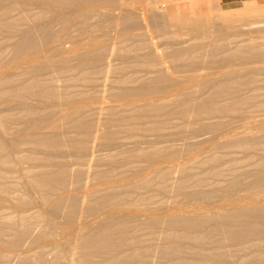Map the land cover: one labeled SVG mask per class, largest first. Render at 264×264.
<instances>
[{
    "label": "bare ground",
    "instance_id": "obj_1",
    "mask_svg": "<svg viewBox=\"0 0 264 264\" xmlns=\"http://www.w3.org/2000/svg\"><path fill=\"white\" fill-rule=\"evenodd\" d=\"M141 1L0 0V264H264V4Z\"/></svg>",
    "mask_w": 264,
    "mask_h": 264
},
{
    "label": "rangeland",
    "instance_id": "obj_2",
    "mask_svg": "<svg viewBox=\"0 0 264 264\" xmlns=\"http://www.w3.org/2000/svg\"><path fill=\"white\" fill-rule=\"evenodd\" d=\"M145 1H146V3L147 2L149 3L150 0H143V2L141 1L142 5L140 2V4L137 3L139 6L137 4H135V6L137 5L138 7L142 8L145 6V3H144ZM242 1L243 0H219V5L222 9H230V8L242 6V3H243ZM255 1L258 4H262V3L264 4V0H255ZM151 5L154 6V8L156 9L157 12H163L166 10L167 11L168 10H171V11L177 10L180 13V15H183L186 13H188L190 15H194L196 13H203V14L207 13L206 12L207 9L205 7V0H181L178 2L176 0H154V2L151 3ZM249 20L255 21V23L251 24L249 26H245V27L242 26V28H244V31L247 32V34H249L250 36H264V14L256 15L252 19L249 18ZM111 32H113V31H111ZM154 40H158V43H159V41L165 42V39H162L159 37H158V39L154 38ZM117 62H118L117 60H113L112 64H115ZM136 70H138V68H136V67L126 68V71H136ZM136 74H138L140 76V78H142L141 76H143V73L139 72V71H137ZM108 86H110L109 80L108 81L104 80V78H102V77H99L97 79V89L102 90L103 88H106ZM104 101H105V104H109L108 99H105ZM174 122H176V121H174ZM146 139L150 140L151 136H146ZM124 141L129 142L131 140H124ZM60 161H65V159H60ZM95 162L96 161L94 160L93 157L87 155L82 159H78V161H76L75 163L82 164L83 167L86 168L88 165L95 166L94 165ZM98 169L100 170V169H102V167L99 166ZM144 194H150V195L153 194L154 199L156 201L157 200L161 201L162 204H168L169 203L168 201L170 200V198L167 194H157L154 191H149V192H146ZM135 195L136 194H133L132 196H135Z\"/></svg>",
    "mask_w": 264,
    "mask_h": 264
},
{
    "label": "crops",
    "instance_id": "obj_3",
    "mask_svg": "<svg viewBox=\"0 0 264 264\" xmlns=\"http://www.w3.org/2000/svg\"><path fill=\"white\" fill-rule=\"evenodd\" d=\"M244 1H246V0H243L242 2H244ZM236 8V7H235ZM230 9H232V8H230Z\"/></svg>",
    "mask_w": 264,
    "mask_h": 264
}]
</instances>
